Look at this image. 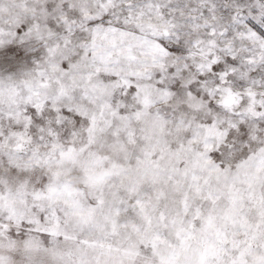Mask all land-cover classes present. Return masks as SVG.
<instances>
[{
  "label": "snow or ice",
  "instance_id": "snow-or-ice-1",
  "mask_svg": "<svg viewBox=\"0 0 264 264\" xmlns=\"http://www.w3.org/2000/svg\"><path fill=\"white\" fill-rule=\"evenodd\" d=\"M0 264H264V0H0Z\"/></svg>",
  "mask_w": 264,
  "mask_h": 264
}]
</instances>
